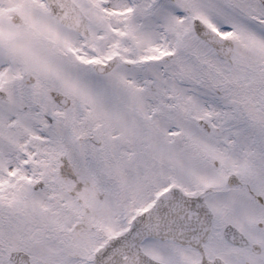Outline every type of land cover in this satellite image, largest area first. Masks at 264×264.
I'll list each match as a JSON object with an SVG mask.
<instances>
[{
    "label": "snow or ice",
    "instance_id": "1",
    "mask_svg": "<svg viewBox=\"0 0 264 264\" xmlns=\"http://www.w3.org/2000/svg\"><path fill=\"white\" fill-rule=\"evenodd\" d=\"M0 264H264V0H0Z\"/></svg>",
    "mask_w": 264,
    "mask_h": 264
}]
</instances>
